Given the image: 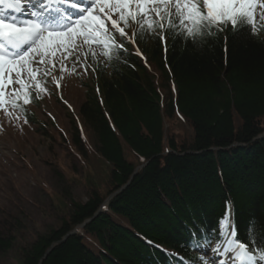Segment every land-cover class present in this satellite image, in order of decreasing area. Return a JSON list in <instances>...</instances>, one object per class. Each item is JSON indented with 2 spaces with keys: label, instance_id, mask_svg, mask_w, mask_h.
<instances>
[{
  "label": "trees",
  "instance_id": "obj_1",
  "mask_svg": "<svg viewBox=\"0 0 264 264\" xmlns=\"http://www.w3.org/2000/svg\"><path fill=\"white\" fill-rule=\"evenodd\" d=\"M250 27L172 33L166 53L141 29L148 66L125 49L98 68L69 151L108 180L85 203L69 200L60 227L22 248V264H198L190 245L217 242L226 203L239 238L264 248V30ZM14 246L0 233L1 253Z\"/></svg>",
  "mask_w": 264,
  "mask_h": 264
},
{
  "label": "rangeland",
  "instance_id": "obj_2",
  "mask_svg": "<svg viewBox=\"0 0 264 264\" xmlns=\"http://www.w3.org/2000/svg\"><path fill=\"white\" fill-rule=\"evenodd\" d=\"M260 2L257 0L255 23L262 20L259 17L264 12L259 8ZM132 10H137L135 5ZM119 14L114 11L113 18ZM155 16L150 11L145 19L153 24ZM108 25L110 21L106 19ZM125 31L129 36L132 33L129 28ZM114 33L117 32L111 34ZM98 54L100 49L96 42L86 43L84 38L77 37L67 49L57 50L55 57L46 58V65L37 69L35 80L25 70L19 77L13 73L14 81L23 79L26 88L13 83L3 90L5 104L0 105V233L9 232L15 246L6 253L0 252V264H22V248L34 242L37 236L60 227L63 218L71 212L69 200L83 204L93 188L104 190L109 170L94 160L87 166L81 165L69 151L72 122L69 116H78L88 89L85 84L95 85L93 64L103 60H93ZM36 84L43 90L37 89ZM14 91L28 92L30 102L25 105L38 124L29 125L9 105L8 101L15 97ZM19 100L23 103L22 95ZM69 104L74 114L68 111ZM177 126L175 123L176 129L179 128L175 132H181L180 137H185L182 128ZM207 254L206 260L212 264V254Z\"/></svg>",
  "mask_w": 264,
  "mask_h": 264
},
{
  "label": "snow or ice",
  "instance_id": "obj_3",
  "mask_svg": "<svg viewBox=\"0 0 264 264\" xmlns=\"http://www.w3.org/2000/svg\"><path fill=\"white\" fill-rule=\"evenodd\" d=\"M0 5L18 14L11 17L0 14V105L5 104V88L13 83L27 87L23 79L14 81L13 73L19 77L25 70L35 80L36 71L40 65H46V58L55 57L57 50L67 49L77 37L84 38L86 43L93 41L121 52L124 43L129 42L138 52L133 37L125 29H131L134 36L138 28L144 27L143 21L150 11L160 21L168 18L170 27H183L189 37L201 32L211 35L212 30L219 33L222 25L229 22L234 32L238 25L247 23L251 26L250 32L254 33L257 18V0H202V3L197 0H35V3L33 0H23V3L22 0H0ZM132 5L136 11L132 10ZM149 5L153 7L149 8ZM259 8L264 9V0L259 3ZM114 11L120 13L118 19L113 18ZM176 17H179L178 24L173 25L171 22ZM259 18L264 19V12ZM106 19L110 21L108 26ZM159 27L163 29L164 24L160 23ZM148 28H152L151 23ZM112 32L118 33V40ZM156 35L158 40H164L162 35ZM36 88L43 90L40 84H36ZM13 95L16 100L22 95L24 104L30 102L27 91H14ZM16 100L12 101L13 107ZM211 233L217 240L214 247L207 237L190 246L211 252L212 264H264V248L257 252L254 240L239 238L227 203L224 216L219 218L218 226ZM193 239H196L195 233ZM176 259L177 264H184L182 259ZM198 259L204 261L205 257L201 255Z\"/></svg>",
  "mask_w": 264,
  "mask_h": 264
},
{
  "label": "bare ground",
  "instance_id": "obj_4",
  "mask_svg": "<svg viewBox=\"0 0 264 264\" xmlns=\"http://www.w3.org/2000/svg\"><path fill=\"white\" fill-rule=\"evenodd\" d=\"M88 223H89V222H88ZM75 233H78V231H77V230L75 231V229H74V230L70 231V234H69V235H73V234H75Z\"/></svg>",
  "mask_w": 264,
  "mask_h": 264
},
{
  "label": "water",
  "instance_id": "obj_5",
  "mask_svg": "<svg viewBox=\"0 0 264 264\" xmlns=\"http://www.w3.org/2000/svg\"><path fill=\"white\" fill-rule=\"evenodd\" d=\"M82 227H83V225H82V226H79L78 228L75 229V231H76V230L78 231V230L81 229ZM48 253H49V252H48Z\"/></svg>",
  "mask_w": 264,
  "mask_h": 264
}]
</instances>
